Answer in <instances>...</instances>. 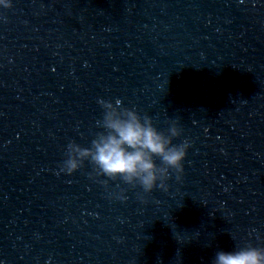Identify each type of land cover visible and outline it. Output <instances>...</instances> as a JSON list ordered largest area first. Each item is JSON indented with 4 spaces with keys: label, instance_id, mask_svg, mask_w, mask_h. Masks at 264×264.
Wrapping results in <instances>:
<instances>
[{
    "label": "water",
    "instance_id": "obj_1",
    "mask_svg": "<svg viewBox=\"0 0 264 264\" xmlns=\"http://www.w3.org/2000/svg\"><path fill=\"white\" fill-rule=\"evenodd\" d=\"M136 9H0V264H123L130 186L105 184L88 161L73 175L59 165L69 142L88 147L102 131L100 100L134 108Z\"/></svg>",
    "mask_w": 264,
    "mask_h": 264
},
{
    "label": "clouds",
    "instance_id": "obj_2",
    "mask_svg": "<svg viewBox=\"0 0 264 264\" xmlns=\"http://www.w3.org/2000/svg\"><path fill=\"white\" fill-rule=\"evenodd\" d=\"M12 7L13 0H0V9ZM99 103L104 111L97 125L102 131L88 147L69 142L59 165L60 172L73 175L88 161L94 166L95 176L107 178L105 184L108 180L117 181L145 193L164 189V181L173 172L180 179L192 144L188 139L174 142L183 132L177 122L165 132L150 116L124 107L119 100L115 103L100 100ZM124 191L122 189L116 198L126 201ZM213 264H264V248L247 246L235 251H219Z\"/></svg>",
    "mask_w": 264,
    "mask_h": 264
}]
</instances>
